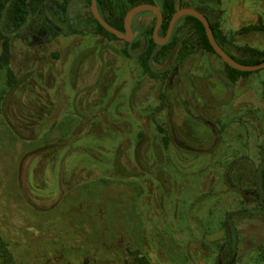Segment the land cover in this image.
Wrapping results in <instances>:
<instances>
[{
  "label": "rangeland",
  "instance_id": "374dc122",
  "mask_svg": "<svg viewBox=\"0 0 264 264\" xmlns=\"http://www.w3.org/2000/svg\"><path fill=\"white\" fill-rule=\"evenodd\" d=\"M181 3L217 23L239 59L246 48L264 50V0ZM92 18L90 0H48L20 32L0 21V238L13 264H93L100 253L103 264H122L127 248L154 264H223L228 213H238L236 264H264V215H240L259 202L226 177L248 190L264 158V69L233 83L215 53L178 66L182 42L197 43L181 17L180 39L154 50L165 77L153 79L139 56L156 13L132 19V42L98 34ZM171 118L188 150L157 141V122ZM152 166L164 167L162 177ZM40 195L56 203L33 205ZM156 213L166 240L154 233Z\"/></svg>",
  "mask_w": 264,
  "mask_h": 264
},
{
  "label": "trees",
  "instance_id": "16d2710c",
  "mask_svg": "<svg viewBox=\"0 0 264 264\" xmlns=\"http://www.w3.org/2000/svg\"><path fill=\"white\" fill-rule=\"evenodd\" d=\"M48 0H0V21L3 23L5 22H11L16 26L17 32L24 30L25 25L27 24L30 15L33 11H35L36 5H45ZM91 2V0H90ZM151 5H158L163 13V24L161 26V30L159 31L160 36H166L169 30L170 22L174 16V14L182 8L181 0H149L148 1ZM136 5L135 0H98V8L102 15V17L105 19L106 22H108L111 26L119 29L121 32H125L124 29V19L127 15V13L134 8ZM63 11H66V8H63ZM201 12V11H200ZM204 14V13H203ZM205 16L210 21L207 14ZM185 20L195 31V36L197 43L193 44L190 40H185L182 42L183 48L180 52L178 63L177 65L183 64L186 60H188L191 56L198 52H204V53H215L205 30L204 25L195 17L193 16H184L182 18ZM92 26H94V30L98 34L107 35L110 38L118 39L114 34L109 33L106 31L99 22L93 17L91 22ZM46 26L49 27V24L45 21ZM211 27L214 33V36L219 43V45L225 50V52L231 56L234 60L237 62L244 64V65H258L264 62V50H258L254 48H246L244 50V55L246 56L244 59H239L236 57L232 52V41L227 39L224 34L222 33V30L220 29V26L217 23L211 22ZM50 28V27H49ZM53 30L52 28H50ZM153 31L154 27L149 30V48L140 54V64L142 66L143 72L148 77H151L153 79H164V73L157 72L154 67L152 66V61L154 59V50L158 48L157 44L155 43L153 39ZM183 33L182 28H176L172 34L170 42L167 44L170 46L171 43H174L180 39L181 35ZM58 35V33H55ZM0 36H4V34H0ZM168 46H165L164 49ZM9 54L8 48L5 49V57H7ZM216 54V53H215ZM129 54L127 53L126 56ZM226 67L229 71V78L230 80L235 83L237 82L241 77H246L251 74V72H241L238 70H235L231 67H229L226 64ZM12 84L16 83V86L13 85L12 88H16L17 85L20 83L17 82L16 78H11ZM167 103V102H166ZM194 118V116H192ZM206 123V122H205ZM165 124V126H164ZM156 132H157V141L161 143L163 146V150H169L171 147H176L178 149L188 150L186 143L179 137L175 135L176 127H174V120L171 118L167 122H157L156 124ZM215 128V127H214ZM199 153L203 154H209L211 151L204 150L200 151ZM154 172L158 175V177L161 176L162 171H164L163 166H152ZM118 170V166L116 168ZM119 171L125 172L121 168H119ZM49 175V174H48ZM254 186L252 188H249L248 190H241L239 187L235 186L233 183L230 182L231 178L227 172V183L231 187V189L235 190L236 192H241L244 195H252L255 197L259 202V207L251 210H244L240 213L244 216H254V215H264V158L261 161L259 166L254 167ZM47 176V175H46ZM162 177V176H161ZM56 184V183H55ZM54 184V188H55ZM37 187H40L39 184L36 185ZM55 194V193H54ZM38 199L34 200L33 205L41 208L47 205H51L52 203H56L54 199V196H38ZM37 201V202H36ZM37 203V204H36ZM152 209V208H151ZM114 210V209H112ZM154 209H152L153 211ZM112 211L109 213L111 215ZM238 215L235 213H228L226 222H224V228H231L233 231L231 241H229V244H231L232 248L227 253L226 259H224L223 264H236L237 262V255H238V237L234 234V226L233 219L234 217ZM152 218L154 219V223H157L155 226L157 227V230H154L155 234H158V238L160 239H167L166 233L168 234V227L166 226V223L163 225V215L162 214H152ZM99 221H101V218H97ZM112 220V219H111ZM110 223V222H109ZM175 223V222H174ZM112 224V223H110ZM176 224V223H175ZM114 226H119L123 224V221L119 223V221H113ZM94 236H97V241L101 245L102 243L105 244L104 235L102 232L98 231L94 234ZM102 242V243H101ZM52 248V247H51ZM104 248V247H103ZM105 249V248H104ZM77 249L76 251H78ZM57 250L50 255V257H53L56 259L58 254H56ZM93 251H89V254H91ZM123 261L122 264H154L152 260L147 256L142 254L141 252H138V250L127 248L125 251H123ZM60 254V253H59ZM262 257L264 261V248L262 249ZM101 257L103 256V253H100L98 256L93 258V264H103ZM106 258V257H104ZM3 261L4 264H13V253L10 250V246L3 242V240L0 238V262ZM12 262V263H11ZM45 263V260H43V264ZM15 264V263H14ZM38 264V263H37Z\"/></svg>",
  "mask_w": 264,
  "mask_h": 264
},
{
  "label": "water",
  "instance_id": "95a60500",
  "mask_svg": "<svg viewBox=\"0 0 264 264\" xmlns=\"http://www.w3.org/2000/svg\"><path fill=\"white\" fill-rule=\"evenodd\" d=\"M91 11H92L93 17L99 22V24L106 31H108L111 34H114L119 39L125 40L127 42H132L136 36V34L133 33V31L131 29L132 19L136 15H138L139 13H142V12H146V11L155 12L156 17H157V23H156V26L154 28L153 38H154L155 43L157 45H160V46H165L166 44H168V42L170 41V39L172 37L176 22L179 18L184 17V16H193V17L197 18L204 25L208 39H209L215 53L229 67H231L235 70L241 71V72H256V71H260V70L264 69V62L261 64H258V65H244V64L237 62L233 58H231V56H229L225 52V50L217 42L208 18L198 10L191 9V8H182V9L178 10L174 14V16L170 22L168 34L163 40H160V37H159V30L163 24V13H162V11L158 5L142 4V5H139V6L132 8L127 13V15L125 17V22H124L125 33L121 32L119 29L111 26L108 22L105 21V19L102 17V15L99 11V8H98V0H91Z\"/></svg>",
  "mask_w": 264,
  "mask_h": 264
},
{
  "label": "flooded vegetation",
  "instance_id": "af4514ba",
  "mask_svg": "<svg viewBox=\"0 0 264 264\" xmlns=\"http://www.w3.org/2000/svg\"><path fill=\"white\" fill-rule=\"evenodd\" d=\"M180 9H182V8H180ZM124 22H125V19H124ZM156 23H157V17H156ZM155 26H156V25H155ZM169 27H170V26H169ZM154 28H155V27H154ZM174 28H175V27H174ZM124 29H125V28H124ZM160 30H161V28H160ZM160 30H159V31H160ZM168 31H169V30H168ZM153 32H154V31H153ZM173 32H174V30H173ZM124 33H125V32H124ZM133 33H134V32H133ZM135 34H136V33H135ZM167 34H168V33H167ZM136 35H137V34H136ZM166 36H167V35H166ZM166 36H165V37H166ZM135 37H136V36H135ZM153 39H154V38H153ZM170 40H171V39H170ZM169 42H170V41H169ZM169 42H168V43H169ZM166 45H167V44H166Z\"/></svg>",
  "mask_w": 264,
  "mask_h": 264
}]
</instances>
